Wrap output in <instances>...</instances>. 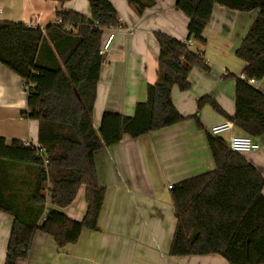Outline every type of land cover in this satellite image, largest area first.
I'll use <instances>...</instances> for the list:
<instances>
[{
    "label": "trees",
    "instance_id": "16d2710c",
    "mask_svg": "<svg viewBox=\"0 0 264 264\" xmlns=\"http://www.w3.org/2000/svg\"><path fill=\"white\" fill-rule=\"evenodd\" d=\"M127 1L139 15L154 4ZM215 4L258 10L236 56L248 78L264 77V0H177L189 17L187 37L155 31L158 80L148 85L133 115L106 110L98 129L93 114L105 61L99 49L109 28L125 27L113 2L90 0L91 16L61 7L58 20L44 27L0 19V63L24 81L27 109L21 115L39 122V145L19 139L8 143L0 136V211L14 219L5 264L27 258L38 230L53 236L59 247L77 243L84 229L98 230L106 188L95 155L125 134L138 138L188 119L204 129L198 113L209 103L245 134L264 135V93L240 75L233 116L210 95L198 99V113L190 116L173 102V87L188 90L194 67L210 69L204 51L193 49L191 41L206 43L204 30ZM207 143L215 168L172 185L176 227L169 254H216L229 264H264V176L220 135L210 131ZM82 186L87 211L75 220L64 209Z\"/></svg>",
    "mask_w": 264,
    "mask_h": 264
},
{
    "label": "crops",
    "instance_id": "0c3cea01",
    "mask_svg": "<svg viewBox=\"0 0 264 264\" xmlns=\"http://www.w3.org/2000/svg\"><path fill=\"white\" fill-rule=\"evenodd\" d=\"M111 1L125 27L117 30L101 67L93 114L96 129L106 110L133 115L136 104L146 99L148 85L158 80L160 47L155 31L180 40L188 35L189 17L177 7V0H154L141 15L127 0ZM61 7L91 16L90 0H65L63 4L57 0H0V19L44 27L58 20ZM257 15L258 10L237 11L215 4L204 30L206 43L191 41L193 49L204 51L210 69L194 67L189 76L191 87L172 89L173 102L183 115L198 113V99L204 95L212 96L228 115L235 114L236 77L244 67L236 51ZM255 86L264 93V77ZM26 109L23 79L0 63V136L8 143L19 139L39 145V122L23 117ZM198 115L204 129L188 119L138 138L125 134L120 143L98 151L99 181L106 188L98 230L84 229L77 243L64 247L38 230L27 258L17 264H229L216 254H169L176 227L169 186L215 168L207 133L229 120L209 103ZM243 134L233 124L219 135L229 142L231 136ZM254 138L260 148L243 155L264 176V135ZM47 205L53 207L50 199ZM86 211L82 186L64 212L81 220ZM13 220L0 211V264L6 261Z\"/></svg>",
    "mask_w": 264,
    "mask_h": 264
},
{
    "label": "built area",
    "instance_id": "2783aa9c",
    "mask_svg": "<svg viewBox=\"0 0 264 264\" xmlns=\"http://www.w3.org/2000/svg\"><path fill=\"white\" fill-rule=\"evenodd\" d=\"M122 28V26H116L114 28H109L108 29V33L106 34L105 38L103 39L100 49H99V54L102 56H105L107 54V52L110 50L113 41L116 37V32L117 30H120ZM191 47H192V43H191ZM240 77L243 79L248 80L249 83L251 84H256L257 80L254 78H248L244 73L240 74ZM233 126V123L231 121H225L223 123L214 125L211 128V133L213 135H219L227 130H230ZM229 147L230 149H232L233 151H237V152H250V151H256L260 148V144L257 140H255L254 137L247 135V134H243V135H233L231 136V138L229 139ZM170 188H172V185L169 186Z\"/></svg>",
    "mask_w": 264,
    "mask_h": 264
},
{
    "label": "rangeland",
    "instance_id": "374dc122",
    "mask_svg": "<svg viewBox=\"0 0 264 264\" xmlns=\"http://www.w3.org/2000/svg\"><path fill=\"white\" fill-rule=\"evenodd\" d=\"M194 122H195V124H196V121L194 120V119H192ZM197 125V124H196Z\"/></svg>",
    "mask_w": 264,
    "mask_h": 264
}]
</instances>
